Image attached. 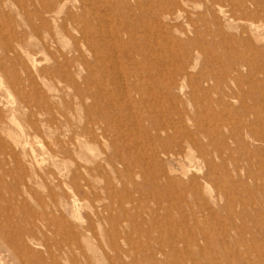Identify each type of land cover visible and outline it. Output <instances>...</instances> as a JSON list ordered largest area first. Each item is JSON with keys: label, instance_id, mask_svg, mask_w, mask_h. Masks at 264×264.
Here are the masks:
<instances>
[{"label": "rangeland", "instance_id": "1", "mask_svg": "<svg viewBox=\"0 0 264 264\" xmlns=\"http://www.w3.org/2000/svg\"><path fill=\"white\" fill-rule=\"evenodd\" d=\"M170 1L0 0V264H264V0Z\"/></svg>", "mask_w": 264, "mask_h": 264}, {"label": "bare ground", "instance_id": "2", "mask_svg": "<svg viewBox=\"0 0 264 264\" xmlns=\"http://www.w3.org/2000/svg\"><path fill=\"white\" fill-rule=\"evenodd\" d=\"M14 1V0H13ZM38 1H40V0H38ZM49 1V6L48 7H43L44 9H43V11L44 12H42V15L43 14H50V13H53V15H51L50 17H55V16H58L59 14H61V12H63V10L65 9L66 10V0H48ZM131 1V0H130ZM189 1H191V0H171L170 2H169V4L171 5V9L173 10L174 9V13H171L170 15H169V13H167V15L168 16H170V18H172L173 17V20H174V18H177V17H179V13H181V12H183V9H182V7L183 6H186L188 3H189ZM213 1V0H212ZM219 1H222V0H219ZM239 1V0H238ZM242 1H244V0H242ZM259 1V0H258ZM261 1V0H260ZM218 2V1H217ZM13 2H11V4H12ZM42 3H43V0H42ZM236 3V2H235ZM14 4V3H13ZM238 4H240V3H238ZM255 4V3H254ZM258 4V3H257ZM261 4L263 5V8H264V2H261ZM243 5V4H242ZM18 6V5H17ZM22 6V5H21ZM53 6L56 8L55 10H54V12H52V9H53ZM135 6V5H134ZM209 6V5H208ZM237 6V5H236ZM239 6V5H238ZM252 6H253V4H252ZM234 7V6H233ZM210 10V9H209ZM68 11V10H67ZM207 11V10H206ZM216 12H217V15H222V10L221 9H217L216 10ZM65 13V12H64ZM204 13V12H203ZM212 13V12H211ZM70 14V13H69ZM247 14V13H246ZM209 15V14H208ZM225 15V14H224ZM238 15V14H237ZM37 16L40 18V19H42V17H41V13L40 12H38L37 11ZM255 16V15H254ZM260 16V15H259ZM264 16V15H263ZM228 17V16H227ZM245 17V16H244ZM247 17V16H246ZM262 17V16H261ZM260 17V18H261ZM63 18V17H62ZM187 18V17H186ZM213 18H214V16H213ZM255 18V17H254ZM79 19V18H78ZM167 19V18H166ZM262 19V18H261ZM52 20V19H51ZM168 20V19H167ZM216 20V19H215ZM213 21V20H212ZM219 21V20H218ZM231 21V20H230ZM61 22V21H60ZM97 22V21H96ZM101 22V21H100ZM25 23V22H24ZM39 23L41 24V26H42V28H43V23L41 22V21H39ZM38 23V24H39ZM75 24V27L77 28V30H76V28H75V30L77 31V32H79L80 30H81V25H78L77 23H74ZM250 24V23H249ZM55 25V24H54ZM251 25V24H250ZM87 26V25H86ZM85 26V27H86ZM245 26V25H244ZM31 27V30H32V33H33V35L34 36H38V32H42V31H40V29H42L40 26H30ZM64 27V26H63ZM163 27V26H162ZM252 27V26H251ZM251 27H249V28H251ZM40 28V29H39ZM46 28V27H45ZM255 28L256 27H254V30H255ZM258 29H259V27H257ZM261 28H264V27H261ZM54 29V28H53ZM98 30V29H97ZM59 33L60 34H62V35H66L67 34V31H65L61 26L59 27ZM96 31V30H95ZM95 31H93V33L95 34ZM248 31V30H247ZM250 31V30H249ZM251 32V31H250ZM253 32V31H252ZM89 34V33H88ZM45 35V34H44ZM44 35H43V37H44ZM105 35H107V34H105ZM105 35H101V38H104V39H107L108 37H106ZM51 36V35H50ZM78 36H79V40H75L74 41V45H73V47H74V50L76 51V52H79V53H81L82 51H81V47H80V44L79 43H83L84 42V37H86V35L85 34H83V33H81V32H79V34H78ZM97 36H98V34H97ZM11 37V36H10ZM39 37V36H38ZM42 37V38H43ZM88 37V36H87ZM12 38V37H11ZM119 38V35H118V31H116V29H114V34H113V38H109V39H111V40H113V42H115V40L116 41H118L117 39ZM249 39V38H248ZM8 40V39H7ZM14 40V43H15V47H17L18 49H19V47H20V45H21V43L20 42H17L16 43V40L15 39H13ZM18 40V39H17ZM139 40V39H138ZM159 40V39H158ZM10 41V40H9ZM154 41V40H153ZM6 42H8V41H6ZM6 42H4V46L6 47V48H9L10 46H9V43H7L6 44ZM44 42V41H43ZM52 42V41H51ZM138 42V41H137ZM137 42H136V44H137ZM252 42V41H251ZM20 43V45H18ZM42 43V42H41ZM85 43V42H84ZM91 43H94V42H92V40H91ZM49 46V45H48ZM119 46V45H118ZM117 46V47H118ZM121 46H123V45H121ZM121 46H119V47H121ZM3 47H1V49H2ZM103 48V47H102ZM115 48V47H114ZM121 49H124V48H122L121 47ZM10 50V49H9ZM96 50V48L94 47V44H91V46H89L87 49H86V51L87 52H90V53H92V55L95 53V52H93V51H95ZM102 50H104V49H102ZM115 49H113V51H114ZM126 50H127V48H126ZM125 49L123 50V52L124 51H126ZM101 51V50H100ZM113 51H112V53L110 52V51H107V52H109V53H107V56H106V53H105V56L107 57V60H105V58H104V60H103V57L101 56V57H96L95 56V58H94V66H97V65H99V64H103V66H105L104 65V61H107L108 63H109V65L111 66L110 68H111V71H112V73H114L115 71H119V69L118 68H116V66L114 65V62L112 63V57H113ZM128 51V50H127ZM41 52V51H40ZM122 52V51H121ZM135 53V52H134ZM149 53V52H148ZM119 54V53H118ZM5 55V54H4ZM15 55V54H14ZM99 56V55H98ZM118 56V55H117ZM6 57V56H5ZM4 57V58H5ZM8 57V56H7ZM12 57V56H11ZM114 57H116V56H114ZM119 57H120V55H119ZM156 58V57H155ZM93 59V58H92ZM119 59V58H118ZM118 59H117V61H118ZM159 59V58H158ZM27 60V59H26ZM46 60V59H45ZM44 60V61H45ZM53 61H54V59H52ZM120 60V59H119ZM155 60V59H154ZM186 60V59H185ZM43 61V62H44ZM127 61V60H126ZM33 63H32V68H34L35 67V63H34V61H32ZM149 62V61H148ZM158 62V61H157ZM194 62V61H193ZM54 63H55V61H54ZM187 63V62H186ZM186 63H185V65H186ZM56 64V63H55ZM37 65V64H36ZM87 65V64H86ZM126 65H127V63H126ZM118 66V65H117ZM144 67H145V65H143ZM122 67V66H121ZM194 67V66H193ZM3 68V67H2ZM54 69H57V68H54ZM103 69V68H102ZM122 69V68H121ZM130 69V68H129ZM3 70V69H2ZM65 70V69H64ZM124 70H127V69H124ZM189 70V69H188ZM55 71H57L58 73H59V70H55ZM122 71V70H121ZM136 71V70H135ZM3 72V71H2ZM91 72V71H90ZM127 72V71H126ZM126 72H125V74H126ZM50 73H52V71H50ZM49 73V74H50ZM61 73V72H60ZM100 71L98 70V72H97V76H99L100 77ZM135 73V72H134ZM119 74H121V73H119ZM136 74V73H135ZM159 74V73H158ZM185 74V73H184ZM5 75H6V73H5ZM62 75V74H61ZM122 75H124V74H122ZM178 75H181L180 73L178 74ZM94 76L95 75H93V72H91L90 73V77L93 79L94 78ZM158 76V75H157ZM160 76V75H159ZM188 77V76H187ZM64 78V77H63ZM62 78V79H63ZM180 78V77H179ZM201 81V80H200ZM66 82H68V80L66 81ZM184 82V81H183ZM209 82V81H208ZM6 85V84H5ZM8 85L10 86V88L15 92L14 94H16L17 96H20V94H19V89L18 88H20V86L15 82V83H8ZM15 85V86H14ZM8 86V87H9ZM101 86V88L103 89V93H101L100 94V99H102V98H105V97H107V96H109V95H107V96H105V93H106V88L103 86V85H100ZM215 86V85H214ZM7 87V86H6ZM45 87V86H44ZM130 87V86H129ZM211 87V86H210ZM213 87V86H212ZM105 88V89H104ZM133 88V87H132ZM46 90V89H45ZM114 90H115V88H114ZM113 90V91H114ZM27 90H25V92H26ZM29 91V90H28ZM50 91V90H49ZM23 92V91H22ZM116 92V91H115ZM149 93V92H148ZM148 93H147V95H148ZM49 94V93H48ZM124 95V93H122L121 92V94H120V96L119 97H121V95ZM175 94V93H174ZM181 94V93H180ZM179 94V95H180ZM28 95V94H27ZM157 95V94H156ZM105 96V97H104ZM118 96H116L115 94H114V96H113V101L112 102H114V106L115 105H117L116 106V108H118V109H125L123 106H122V102H121V99L119 98ZM119 98V99H118ZM131 98V97H130ZM175 98V97H174ZM51 99V98H50ZM106 99V98H105ZM104 99V100H105ZM108 99H109V97H108ZM131 101H132V98H131V100H130V103H131ZM102 105V104H101ZM104 106V105H103ZM110 107V106H109ZM177 107V106H176ZM178 108V107H177ZM98 109V108H97ZM103 109V108H102ZM125 111V110H124ZM123 112V111H122ZM157 112V111H156ZM159 112V111H158ZM157 114V113H156ZM115 116V115H114ZM155 116V115H154ZM173 116V115H172ZM56 117H57V115H56ZM127 116H123V119H125ZM132 118V117H131ZM120 120V119H119ZM120 121H122V120H120ZM134 121H135V119H134ZM134 123V122H133ZM150 123V122H149ZM112 124H114V123H112ZM135 124V123H134ZM106 125L108 126V123L106 122ZM4 126V125H3ZM135 126V125H134ZM111 127V126H110ZM1 128V127H0ZM122 128H124V127H122ZM145 127H143V129H144ZM3 129H4V127H3ZM114 128H112L111 130L112 131H114L113 130ZM150 129V128H149ZM152 130V129H151ZM150 130V131H151ZM156 130V129H155ZM99 132V130L97 131V133ZM122 132H124V131H122ZM1 133V132H0ZM4 133V132H3ZM100 133V132H99ZM125 133V132H124ZM137 133V132H136ZM139 134V133H138ZM161 135L163 134V133H160ZM140 135V134H139ZM98 136V135H97ZM128 136V135H127ZM145 136V135H144ZM12 138V137H11ZM86 138V137H85ZM145 138V137H144ZM93 139H95V137L93 138ZM92 139V140H93ZM71 140V139H70ZM101 140V139H100ZM187 140V139H186ZM58 141V140H57ZM184 142V141H183ZM13 143H15V144H17L16 142H13ZM103 143V142H102ZM106 143V142H105ZM162 143V142H161ZM12 144V143H11ZM110 144V143H109ZM186 144V143H185ZM113 145V144H112ZM13 146V145H12ZM183 146V145H182ZM184 147V146H183ZM200 147V146H199ZM188 148V147H187ZM188 151H189V148H188ZM190 151H192V149L190 150ZM124 152V151H123ZM197 154V153H196ZM184 156H185V154H183ZM194 155V154H193ZM167 157V156H166ZM169 157V156H168ZM153 158V157H152ZM171 158V157H170ZM183 158H185V157H183ZM155 159V158H154ZM165 159V158H164ZM172 159H174V158H172ZM191 159V158H190ZM33 160V159H32ZM123 160V159H122ZM169 160V159H168ZM167 160V161H168ZM171 160V159H170ZM187 160H189V159H187ZM154 161V160H153ZM173 161V160H172ZM192 161V160H191ZM179 162V161H178ZM193 162H194V160H193ZM167 163V162H166ZM180 163V162H179ZM201 164V163H200ZM35 165V164H34ZM39 166H41V165H39ZM184 167V166H183ZM170 168V167H169ZM40 171V170H39ZM87 172H89L88 170H87ZM46 176H48L49 178H52V180H53V182H56L57 183V186H59V182L57 181L58 180V175L57 174H52L50 171H47V173H46ZM39 177V176H38ZM66 178H67V180L66 181H63L62 183H61V188H64V189H66L67 191L68 190H72V192H75V191H78L79 189H84V192H88V193H90V191H91V186H90V183H89V180L88 179H82V178H78L77 176H76V171L75 170H70L67 174H66V176H65ZM19 182V181H18ZM81 192V191H80ZM87 193V194H88ZM17 194V193H16ZM64 194V193H63ZM86 194V195H87ZM85 195V196H86ZM49 198H50V200L48 201V205H51L52 207H56V205H57V202H56V200H55V197H54V195L53 194H50L49 195ZM59 203V202H58ZM90 204V203H89ZM89 204H86V206L88 207L89 206ZM60 205V204H59ZM104 210H105V208H104Z\"/></svg>", "mask_w": 264, "mask_h": 264}]
</instances>
